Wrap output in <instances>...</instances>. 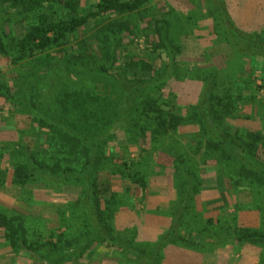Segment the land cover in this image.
Masks as SVG:
<instances>
[{
  "label": "trees",
  "instance_id": "1",
  "mask_svg": "<svg viewBox=\"0 0 264 264\" xmlns=\"http://www.w3.org/2000/svg\"><path fill=\"white\" fill-rule=\"evenodd\" d=\"M46 1L0 0L13 12L0 9V58L14 64L32 60L26 64L43 67L45 77L59 68L65 84L50 107L35 91L11 95L0 85V98L20 108L10 118L32 134L25 143L10 144L16 166L13 183H66L81 186V191L75 200L58 208L59 227L48 236L30 233L23 216L0 206V244L16 254H36L45 264H84L86 257L92 264L97 246L116 256L120 264H162L171 249L201 251L211 246L206 238L212 225L210 233L226 244L264 251V230L238 224L218 228L212 220L194 229L199 219L192 209L201 188V179L193 169L195 158L201 164L217 161L234 188L253 194L264 188V134L247 124L251 118L241 111L251 93L264 89V33L246 30L231 13L229 0H205L215 35L229 43L239 58L253 65L260 61L263 66L250 72L234 91H220L215 75H206L198 102L185 112L162 99L167 83L178 78L181 46L171 37L173 24L162 13H153L157 0H65L64 16L44 10ZM114 14L127 16L110 18ZM14 19L24 26L12 45L3 28L5 21ZM146 19L144 31L147 39L153 38L152 51L161 50L168 62L164 70L155 68L152 61L120 55L124 36L134 35V24ZM89 26L92 34L78 39L79 30ZM25 72L22 77L29 80ZM258 80L260 86H256ZM193 125L200 128L194 144L177 140L181 128ZM147 139L149 154L165 144L162 151L174 157L172 184L177 199L165 214L168 222L157 238L138 242L136 230L130 236L111 223L124 200L135 199L113 190L109 181H100V173L111 164L116 169L120 166L119 176L137 184L144 198L148 176L164 174L166 169L148 158L136 162L116 142L128 146V142L136 145Z\"/></svg>",
  "mask_w": 264,
  "mask_h": 264
},
{
  "label": "rangeland",
  "instance_id": "2",
  "mask_svg": "<svg viewBox=\"0 0 264 264\" xmlns=\"http://www.w3.org/2000/svg\"><path fill=\"white\" fill-rule=\"evenodd\" d=\"M64 1L47 0L44 10L53 12L52 15L58 13L64 16L67 14L66 8H62ZM229 3L231 13L239 18L240 24L247 27L246 30L264 33V8L257 12L262 5L264 6L263 0H229ZM1 8L3 11L13 13L8 4L4 6L1 2ZM152 11L154 14L159 13V16L162 13L165 19L173 24L170 28L171 37L181 46V55L177 59L178 78L171 79L162 92V99L171 101L173 107L181 106L186 112L195 105L204 87L202 79L210 73L215 75L220 91L225 92L230 89L234 91L235 87L241 86L244 78L250 76V72L262 68L263 63L260 61L253 65L247 59L239 58L229 43L215 35L213 19L207 17L205 0H157L152 6ZM126 16L114 14L110 18L124 19ZM147 20L149 19L139 21V25L137 20L133 28L134 35L124 36L120 55L137 61H152L155 68L164 70L168 63L165 56L161 50L152 51L153 38L147 39V31H144ZM23 26L19 20L5 21L3 30L12 45L16 44L17 38L23 32ZM92 29V26L81 29L76 37L81 40L92 34ZM31 61L27 62L32 64ZM26 63L14 64L10 59L0 58V85L6 87L11 95L19 91L26 95L35 91L43 104L54 106L59 91L65 85L60 69L53 68L45 77L43 67L35 68ZM25 71L29 80L22 77ZM261 84L260 80L256 82V86ZM261 104L264 105V89L251 93L241 111L251 118L247 124L264 134V113ZM17 109L20 108L0 98V206L10 213L23 216L30 233L48 236L50 233L54 234L59 227L58 208L62 203L75 200L81 186L66 183L17 186L13 183L16 166L9 151L12 150L13 143H25L31 132L30 129L25 130L26 126L17 125L15 119L10 118ZM24 130L27 134L23 133ZM199 131L198 125L183 127L176 138L185 145H192ZM116 143L120 149H126V152L131 154V159L136 162L148 158L166 169L164 174L148 176L144 198L142 193H139L140 187L137 184L119 176L120 166L116 169L117 167L113 168L111 164L107 169H101L100 173V181H109L113 190L126 193L135 199L124 200L125 204L119 207L114 220L111 221L112 225L117 231L125 232L127 235L136 230L138 242L154 241L166 227L168 217L165 214L170 211L177 199V192L172 184L174 157L162 151L165 144L157 147L156 152L149 154L150 139L136 145L128 142L129 150L127 145L119 144V140ZM195 159L193 169L201 179V188L195 196L192 209L200 223H196L193 228H201L202 223L206 224L208 220H212L218 228L224 224L227 226L238 224L241 227L264 230V188L255 190L254 194L244 188H234L229 178L225 176L223 167L217 165V161L201 164V160ZM132 203L135 206H131ZM66 218H70V213L66 214ZM213 229L211 225L206 238L211 246L201 251L171 249V253L167 251L162 264H264V251L252 246L226 244V240L210 233ZM88 259L86 257L82 263H91ZM93 260L92 264H120L116 256L100 246L95 249ZM0 264L45 263L36 254H16L6 244H0Z\"/></svg>",
  "mask_w": 264,
  "mask_h": 264
}]
</instances>
